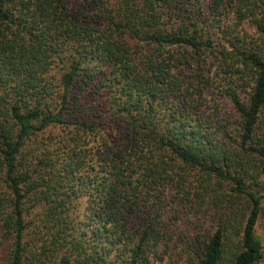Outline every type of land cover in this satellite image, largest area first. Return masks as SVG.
<instances>
[{
	"label": "trees",
	"instance_id": "trees-1",
	"mask_svg": "<svg viewBox=\"0 0 264 264\" xmlns=\"http://www.w3.org/2000/svg\"><path fill=\"white\" fill-rule=\"evenodd\" d=\"M263 201L264 0H0V264H259Z\"/></svg>",
	"mask_w": 264,
	"mask_h": 264
},
{
	"label": "rangeland",
	"instance_id": "rangeland-1",
	"mask_svg": "<svg viewBox=\"0 0 264 264\" xmlns=\"http://www.w3.org/2000/svg\"><path fill=\"white\" fill-rule=\"evenodd\" d=\"M73 1H74V2H77V0H73ZM229 109H230V107H228V108L225 107V108L223 109V111H224L227 115H229V117H228L229 120H232L233 117L235 118V115H234L233 112L230 111ZM60 131H61L60 128H56V129L53 131V133L56 132V134H57V133H59ZM262 207H263V208H262V212H261L260 217H259V219H258V222H257V224H256L255 232H256V235L259 237L262 246H264V201H263ZM167 262H168V259H167L166 261H164L163 263H160V264H167ZM259 264H264V259H263Z\"/></svg>",
	"mask_w": 264,
	"mask_h": 264
}]
</instances>
